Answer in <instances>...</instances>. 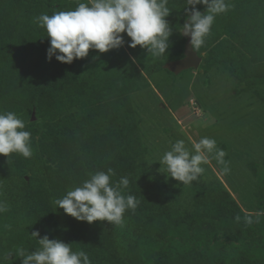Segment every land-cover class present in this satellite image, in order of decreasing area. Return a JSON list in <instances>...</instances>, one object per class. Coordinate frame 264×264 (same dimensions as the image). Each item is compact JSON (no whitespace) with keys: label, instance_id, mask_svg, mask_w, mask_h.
<instances>
[{"label":"trees","instance_id":"obj_1","mask_svg":"<svg viewBox=\"0 0 264 264\" xmlns=\"http://www.w3.org/2000/svg\"><path fill=\"white\" fill-rule=\"evenodd\" d=\"M81 2L88 0H0V112L28 120L33 150L27 159L0 156V201L9 206L0 214V264H21L19 256H5L37 250V239L45 235L85 251L91 264H264V215L247 226L246 215L213 180L186 188L162 183L157 191L151 181L130 95L140 80L162 71L173 75L164 66L184 57L179 25L186 0H169L166 20L173 31L159 58L140 46L129 48L122 33L119 49L90 50L71 64L49 61V39L36 18L74 10ZM227 2L230 10L216 17L204 46L194 50L201 58L197 71L226 68L242 90L264 102V0ZM81 105L87 109L78 117L73 110ZM33 114L41 125L31 121ZM109 168L113 183L128 177L124 194L138 200L121 225L88 224L56 209L55 199ZM247 168L254 180V216L264 212V164Z\"/></svg>","mask_w":264,"mask_h":264},{"label":"clouds","instance_id":"obj_2","mask_svg":"<svg viewBox=\"0 0 264 264\" xmlns=\"http://www.w3.org/2000/svg\"><path fill=\"white\" fill-rule=\"evenodd\" d=\"M169 0H88L78 3L74 10L53 11L51 15L42 13L36 18L38 26L46 31L50 47L46 58L55 57L62 64H71L74 59L86 58L90 50L106 53L119 49L125 43L126 34L130 42L128 47L140 46L148 54L159 58L169 48V37L172 27L166 17L172 12L168 7ZM185 22L180 32L190 37V46L198 50L205 44L216 17L225 14L231 8L227 0H186ZM197 5L205 11L201 13ZM25 121L15 112H0V156L9 157L16 153L24 158H31V133L25 130ZM227 153L217 147L216 140L201 137L192 140L189 149L183 139L171 144L170 150L164 152L159 164L160 172L166 174L183 187L193 185L205 172L202 165L212 159L221 166L223 174L230 172L229 162L224 158ZM114 170L90 173L89 178L79 186L68 190L62 198L55 199L56 209L76 221L91 224L96 221H107L111 225H121L124 213L135 210L138 200L134 195H125L129 186L127 176L112 182ZM9 210V206L0 201V214ZM264 212L246 215L243 220L247 226L259 223ZM235 219L240 221L241 217ZM36 239L38 232L31 234ZM39 247L33 252L20 248L15 254L9 252L5 259L13 255L21 258V264H91L89 255L83 251H73L71 244L47 235L37 239Z\"/></svg>","mask_w":264,"mask_h":264},{"label":"rangeland","instance_id":"obj_3","mask_svg":"<svg viewBox=\"0 0 264 264\" xmlns=\"http://www.w3.org/2000/svg\"><path fill=\"white\" fill-rule=\"evenodd\" d=\"M197 70L173 75L162 71L152 79L140 80L138 91L130 95L140 119L141 139L148 150L151 181L156 191L162 183L173 188L189 187L160 172L161 157L179 139L191 149L192 140L214 138L217 147L227 153L224 159L229 162L230 172L223 174L212 159L202 165L205 172L195 182L216 181L243 214H253L254 180L247 165L264 164V102L252 91L242 90L226 68L207 74ZM259 91L264 95V86ZM86 109L81 105L73 112L80 117ZM31 121L41 125L35 116Z\"/></svg>","mask_w":264,"mask_h":264},{"label":"water","instance_id":"obj_4","mask_svg":"<svg viewBox=\"0 0 264 264\" xmlns=\"http://www.w3.org/2000/svg\"><path fill=\"white\" fill-rule=\"evenodd\" d=\"M183 37L186 38V43L184 47V57L180 60L169 62L164 66L167 71L174 74L181 73L182 71L188 69H198L201 64V58L190 46V37ZM33 119L34 114L32 115V120Z\"/></svg>","mask_w":264,"mask_h":264}]
</instances>
